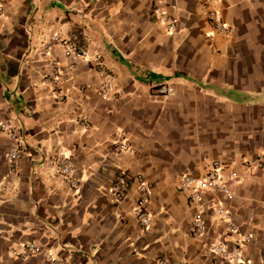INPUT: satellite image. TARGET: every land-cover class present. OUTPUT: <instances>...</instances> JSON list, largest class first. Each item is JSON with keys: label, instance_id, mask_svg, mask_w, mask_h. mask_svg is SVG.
Segmentation results:
<instances>
[{"label": "crops", "instance_id": "obj_1", "mask_svg": "<svg viewBox=\"0 0 264 264\" xmlns=\"http://www.w3.org/2000/svg\"><path fill=\"white\" fill-rule=\"evenodd\" d=\"M163 1L178 19L172 34L153 19L154 0H0V122L24 131L14 176L0 131V264H220L209 247L234 237L217 207L251 237L243 259L264 264V169L232 201L203 197L202 234L178 186L212 161L241 170L264 154V0H220L227 36L213 34L204 0ZM54 36L88 57L71 60L61 44L43 56ZM159 86L172 96H155ZM121 134L134 154L119 150ZM61 154L75 161L76 189L55 171ZM121 170L148 182L147 228L133 213L134 184L115 202ZM27 243L54 260L22 256Z\"/></svg>", "mask_w": 264, "mask_h": 264}, {"label": "built area", "instance_id": "obj_2", "mask_svg": "<svg viewBox=\"0 0 264 264\" xmlns=\"http://www.w3.org/2000/svg\"><path fill=\"white\" fill-rule=\"evenodd\" d=\"M220 0H204L206 16L212 28L213 34L219 33L227 36L230 32L229 27L225 24L220 16L216 5ZM3 10L0 5V17ZM151 15L155 22L159 23L166 33L172 34L176 31L178 19L168 15L164 1L154 0ZM213 34L208 37L212 40ZM55 44H61L64 48V54L71 60H80L88 57V51L75 42L62 41L59 37L54 36L48 42L44 43L41 54L46 56L51 47ZM99 94L102 98H107V85L104 84ZM155 96L170 97L173 94V88L170 86H159L154 89ZM82 124L87 126V122L82 119ZM0 131L7 137L9 148L6 154V163L8 167V176H14L17 171V162L24 154V131L20 125L12 121L0 122ZM119 150L129 154H134L135 149L129 143L125 135L121 134L116 142ZM55 171L60 179L76 189L79 185V179L75 177L76 164L71 156L58 155L52 160ZM240 169L229 166L220 160H215L201 173L193 175L183 173L179 180V189L187 193L190 203L194 209V230L197 234L204 232V221L202 218L203 206L201 201L205 195H219L227 201H232L235 197V188L245 181L254 171L264 169V154L255 159H243L240 163ZM136 186L137 201L133 213L143 228L150 225V212L148 210L151 191L147 180L139 172L129 173L121 170L118 172L115 182L112 185L111 193L114 195L116 204L124 202L127 198L131 185ZM217 217L225 222V232L233 236L231 246L224 243H213L209 247V252L220 260V264H249L243 259V251L251 237L239 232L237 225L234 223L232 213L224 207H217L215 210ZM37 254L42 255L47 261H53V257L42 247L35 243H27L22 252L23 255ZM60 264H69L60 262ZM165 264V263H160Z\"/></svg>", "mask_w": 264, "mask_h": 264}]
</instances>
